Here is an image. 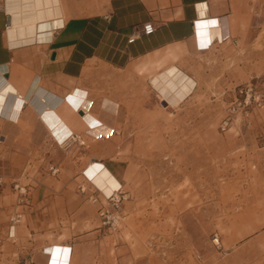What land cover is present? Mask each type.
I'll return each mask as SVG.
<instances>
[{
	"label": "crops",
	"instance_id": "0c3cea01",
	"mask_svg": "<svg viewBox=\"0 0 264 264\" xmlns=\"http://www.w3.org/2000/svg\"><path fill=\"white\" fill-rule=\"evenodd\" d=\"M8 1L0 0V74L26 94L27 102L16 120L0 115V175L5 176L0 189V264H48L46 246L53 243L70 247L64 264H163L159 256L144 258L114 247L112 236L96 229L101 224L98 204L82 202L75 191L80 184L100 188L85 169L96 160L121 185L124 176L101 158L100 148L103 153L108 148L105 142L90 144L79 157H73L72 148L61 149L68 133L57 122L62 103L69 101L85 72L103 66L146 70L152 76L175 64L196 81V89L205 74L202 68L213 67L218 54L249 38L255 0H56L59 13L42 18L48 21L39 29L35 23L14 24ZM147 21L154 30L128 43L130 33ZM41 89L47 102L54 104L42 113L37 102ZM50 161L62 166L58 176L46 171L44 165ZM13 179L28 186L26 204L15 200ZM3 200L7 205H2ZM203 209L183 210L181 225L193 228L189 240L183 236L185 243L216 226L246 223L242 217L223 219L210 206L204 209L209 214L206 222ZM13 213L22 217L9 226ZM237 234L232 232L229 240L222 235L220 251L205 243L203 262L196 264H238L228 256ZM188 252L168 250L166 264H191Z\"/></svg>",
	"mask_w": 264,
	"mask_h": 264
},
{
	"label": "rangeland",
	"instance_id": "374dc122",
	"mask_svg": "<svg viewBox=\"0 0 264 264\" xmlns=\"http://www.w3.org/2000/svg\"><path fill=\"white\" fill-rule=\"evenodd\" d=\"M221 53L213 67L202 68L205 74L196 89V81L175 64L162 68L183 89L174 103L152 85L148 71L105 66L85 72L69 103L63 101L57 122L68 133L61 149L72 148L73 157H79L90 144L105 142L108 148L105 153L100 148L101 158L124 176L127 198L120 225L96 228L112 236L114 247L144 258L159 256L163 264L168 250L189 251L188 262L196 264L203 262L205 243L220 251L214 234L229 240L238 232L229 250L231 263L264 264V0H255L249 38ZM75 132L84 145L65 144ZM50 166L58 172L52 173ZM44 167L53 176L63 170L51 161ZM0 178L1 189L5 176ZM16 182L22 184L18 179L10 184L15 200L26 204L28 192L22 202ZM79 186L75 191L81 201L93 204ZM87 190L93 188L87 185ZM206 206L223 219L242 217L246 223L216 226L205 236L192 234V242L185 243L183 236L189 240L193 228L181 225L183 210L197 213ZM13 214L9 226L22 217L13 223ZM203 218L209 222L205 211Z\"/></svg>",
	"mask_w": 264,
	"mask_h": 264
},
{
	"label": "bare ground",
	"instance_id": "6f19581e",
	"mask_svg": "<svg viewBox=\"0 0 264 264\" xmlns=\"http://www.w3.org/2000/svg\"><path fill=\"white\" fill-rule=\"evenodd\" d=\"M55 2L56 0H9L7 4L8 9L12 11L14 24L35 23L34 25H36L39 29L45 26L43 24L44 22L48 21L46 19L42 20V18L59 13L58 7ZM44 5H46V8H43ZM39 34L40 32L38 31L36 33V38L39 36ZM216 34H219L220 39H222V35L218 32V30L216 31ZM205 42L207 41L205 40ZM175 78L176 77H173V75L167 71H157L151 76L150 79L152 85L171 103L177 102L184 94L183 89L180 85H178ZM44 92L45 90L43 89L37 92V102L39 103L37 104L40 113H42V111H44L48 107H54V104H49L47 102V99L45 98L46 96L43 95ZM25 95L17 91V89L6 78H4L2 74H0L1 116L16 120L24 103L27 102ZM53 101V103L56 102L57 104L61 101V98L60 100L54 99ZM36 126H38V124ZM86 172L87 175H89V177L105 193H109L117 186L118 181L114 174L107 166L102 165L100 162H90ZM46 251L49 253L50 259L48 261V264H64L65 261H68L71 252L68 245L60 243L47 245Z\"/></svg>",
	"mask_w": 264,
	"mask_h": 264
},
{
	"label": "built area",
	"instance_id": "2783aa9c",
	"mask_svg": "<svg viewBox=\"0 0 264 264\" xmlns=\"http://www.w3.org/2000/svg\"><path fill=\"white\" fill-rule=\"evenodd\" d=\"M154 30V25L151 21L142 23L139 27L135 28L127 38V42L131 43L136 39L148 35ZM65 144L76 142L79 145H84L85 140L81 134L75 132L70 134L65 139ZM52 173L58 172L59 168L50 166ZM1 184V178H0ZM14 188L18 191L20 200L25 202L27 200V187L26 185L15 183ZM79 191L85 194V197L92 203L98 204L97 215L100 219L101 225L108 226L109 228L116 229L122 220V202L127 198V194L120 184L118 187L111 190L109 193H104L101 188L94 186L93 190L88 191L86 184H80ZM19 213L13 214L10 220L15 223L20 219ZM214 245H219V238L216 234L212 237ZM200 258L199 255H197Z\"/></svg>",
	"mask_w": 264,
	"mask_h": 264
}]
</instances>
